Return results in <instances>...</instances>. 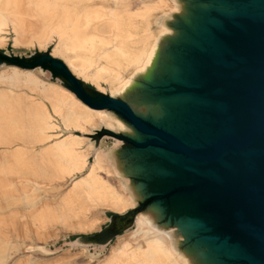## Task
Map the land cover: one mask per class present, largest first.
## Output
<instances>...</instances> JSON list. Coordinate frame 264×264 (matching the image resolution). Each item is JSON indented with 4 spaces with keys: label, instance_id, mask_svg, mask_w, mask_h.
<instances>
[{
    "label": "water",
    "instance_id": "1",
    "mask_svg": "<svg viewBox=\"0 0 264 264\" xmlns=\"http://www.w3.org/2000/svg\"><path fill=\"white\" fill-rule=\"evenodd\" d=\"M169 34L120 96L89 87L48 51H0V67L39 69L124 130L114 166L135 205L69 246L104 248L144 215L173 230L188 264H264V0H176Z\"/></svg>",
    "mask_w": 264,
    "mask_h": 264
},
{
    "label": "bare ground",
    "instance_id": "2",
    "mask_svg": "<svg viewBox=\"0 0 264 264\" xmlns=\"http://www.w3.org/2000/svg\"><path fill=\"white\" fill-rule=\"evenodd\" d=\"M178 10L176 0H0V47L9 39L13 46L52 45L50 56L75 77L100 91L103 83L116 97L150 66L159 41L169 34L165 21ZM100 126L124 130L108 112L88 108L33 70L0 69V244L14 249L0 253L1 264L35 250L24 238L44 241L58 231L90 232L101 220L92 212L122 214L134 207L128 182L112 158L119 143L102 154L84 137ZM69 130L82 133L90 149L81 137L64 133ZM103 163L126 195L104 178ZM80 252L84 264H188L173 230L159 229L144 215L103 255L85 247Z\"/></svg>",
    "mask_w": 264,
    "mask_h": 264
},
{
    "label": "rangeland",
    "instance_id": "3",
    "mask_svg": "<svg viewBox=\"0 0 264 264\" xmlns=\"http://www.w3.org/2000/svg\"><path fill=\"white\" fill-rule=\"evenodd\" d=\"M8 33L9 34H8L7 38L9 39V38H11L12 35H10V31L9 30H8ZM51 49H52V45H49L46 49H40L36 45L13 46V44L11 42V39H9L4 46L0 47V51L4 52L5 54H13V55L23 56V57H28V56H30V55H32L34 53H38V52H45V51L50 52ZM57 59H59V58H57ZM4 67H6V66H1L0 69H2ZM33 71L36 74H38L41 78H43L45 80H48V81H51L49 79V76H48V74L46 72L42 73L41 70H39V69H35ZM51 82H55V83L60 84L57 81H51ZM85 83L89 87L96 89L94 87V84H92L90 82L89 83L85 82ZM101 86H102L103 90H101V91L98 90V89H96V90H98L99 92L106 93V94L110 95L107 86L105 84H103V83H101ZM100 128H101V126L95 128L93 131L99 130ZM93 131L90 132L88 135L93 134L94 133ZM64 133L74 134V135H77V136L81 137L83 139L82 146L84 148H89L90 147V145L85 142L86 139H88V140L90 139L88 135H84V137H86V139H85L81 135L82 133H79V132H76V131H73V130H69L68 132H64ZM113 143H114V140L111 139V138H107V137L102 138L99 141L98 147H97V148H100V150L97 151V152L103 154L104 148H106V149L113 148ZM91 144H93V142H91ZM88 158H89V151H88V155H87V162H88ZM94 159H95V156H94V158H92V160H91V158L89 159V161H90L89 167H90V165H92ZM103 160L106 161L105 156H104ZM108 166H109V164L107 165L106 163H103V167H104L105 171H109V175H107L105 171H102V175L120 193H124L125 194V192L123 191V189L121 187L120 182L114 177L113 173L111 172L112 170H111L110 166L109 167ZM111 214H113V213L110 212V211H101L100 213H97L96 211L92 212V215L98 216L103 222H101V220H100V223L97 225L96 229H94L93 231H90V232L78 233V232L58 231L57 236L55 238L54 237L53 238L52 237H50V238L47 237L45 239L46 241L44 240L45 242L43 241V239H34V237H32L31 239L30 238H24L25 239L24 243L28 247H33L34 246L35 250L39 249L40 252L39 251L37 252V250L36 251L35 250H25L22 253H18V254L12 255V257L5 264H84V263L87 262V259L84 256V254H82L80 252V247L69 246L68 245V241L73 239V238H75V237H77V236L90 235V234L96 233L97 231H99L107 223V218ZM103 218L105 219V221H104ZM5 228L9 232L13 233V231L11 230L10 226L6 225ZM131 229H129V230H131ZM129 230H127V231H129ZM127 231H125V232H127ZM19 232H21V230ZM125 232H123L122 234H124ZM9 234H8V236L11 239L12 235L10 234L11 235L10 236ZM13 235H15V234H13ZM115 240H116V238H114L104 248H86L87 252L94 253L95 251H101V253L99 255V256H101V255H103L104 253H106L108 251L109 247L115 242ZM10 241L14 242V239L12 238ZM41 241H43V242H41ZM16 243L20 244V242H16ZM42 247L46 249V250H42L43 252L40 250V248H42ZM7 249H9V248H7V246H4V245L0 244V253L1 254L5 253V252H12L14 250V249L13 250H11V249L7 250ZM64 250L65 251L67 250V251L65 252ZM0 264H1V262H0ZM92 264H94V262H92Z\"/></svg>",
    "mask_w": 264,
    "mask_h": 264
}]
</instances>
